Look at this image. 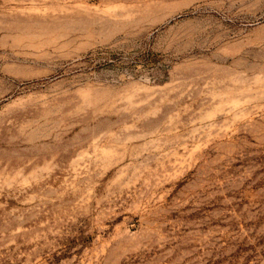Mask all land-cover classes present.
I'll return each mask as SVG.
<instances>
[{
    "label": "rangeland",
    "instance_id": "obj_1",
    "mask_svg": "<svg viewBox=\"0 0 264 264\" xmlns=\"http://www.w3.org/2000/svg\"><path fill=\"white\" fill-rule=\"evenodd\" d=\"M0 264H264V0H0Z\"/></svg>",
    "mask_w": 264,
    "mask_h": 264
}]
</instances>
